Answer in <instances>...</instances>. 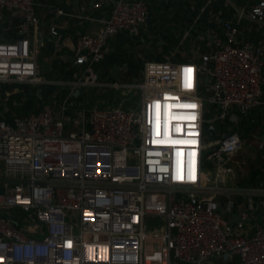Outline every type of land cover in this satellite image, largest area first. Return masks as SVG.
<instances>
[{
	"label": "built area",
	"instance_id": "built-area-1",
	"mask_svg": "<svg viewBox=\"0 0 264 264\" xmlns=\"http://www.w3.org/2000/svg\"><path fill=\"white\" fill-rule=\"evenodd\" d=\"M215 1L194 5L169 55L184 60L145 58L119 82L100 65L118 34L145 46L151 0H94L109 15L69 56L58 23L42 30L39 0H0V95L27 102L28 87L38 97L26 114L0 107V264H264L263 182L235 181L249 166L238 127L262 103L264 0H225L230 16ZM50 44L69 77L42 73ZM86 88L120 93L99 108L81 103ZM135 89L138 106L123 96Z\"/></svg>",
	"mask_w": 264,
	"mask_h": 264
},
{
	"label": "crops",
	"instance_id": "crops-1",
	"mask_svg": "<svg viewBox=\"0 0 264 264\" xmlns=\"http://www.w3.org/2000/svg\"><path fill=\"white\" fill-rule=\"evenodd\" d=\"M205 1L206 0H151L148 25L143 31L146 33L145 35L148 41H151L152 39L150 45H152L153 42L164 45L166 35L173 34L174 37L179 39V42L175 46H172L171 50L177 48L180 41L183 39L185 31L192 21L191 17L196 15L194 5L196 4L197 7H200ZM39 2L42 4L40 8V15L42 19L41 28H43V31L47 32L51 23H58L62 32L64 51L67 53V56L72 54V49L77 35L80 33L97 31L101 28V24L98 19L108 17L109 15L108 9H95L93 5H91V0H39ZM51 6L54 8H62L67 14L58 17L52 10H49ZM212 9L216 14L224 13L226 16H230L232 14L231 7L226 5L225 0H216L212 5ZM208 23V15L205 14L201 19V23L197 25V29L205 31V26H207ZM131 39L132 38L129 34L124 32L114 36L110 40V52L107 55V59L105 60L106 62H104L105 65H107V60H110L112 68L116 66L120 69L119 75H121L122 67H124V74L128 72L127 74L132 76V71L128 66V61L132 62L133 60L127 57V55H129L128 52L130 53L127 47L131 45ZM133 40L136 42L137 49L134 53L135 59L139 61V58H141L142 63L144 64V59L149 58V56L145 53V46L139 44L140 41L138 38ZM190 47L191 46L189 44H186L184 49L186 50ZM163 51L164 50H159L158 54L165 57L167 53H163ZM113 53H115L114 55L116 56H113ZM118 62L123 63V65H119ZM102 68L105 69V73L108 72V68L101 67V69ZM142 69L143 68H141V70ZM261 101V105H259L257 109L250 112L247 116L249 118L246 123L244 122L243 124L241 122L239 127H242V124L243 127L240 128L239 131L247 139V145L244 149L254 151V154L251 152L249 154L248 152H245L246 155H244V157L246 156L249 160V166L247 168L250 167L251 169H247L250 172L249 178L250 175L257 170L255 168H258L260 173L257 175L256 179H254L255 182L252 184H259L263 182L264 185V149H258L259 141L264 140V132L261 134L254 133L255 129L251 127V124H249L250 122L255 123L256 121H259V124H264V85ZM255 110H257V112H255ZM258 118H260V120ZM241 152L240 154H242ZM240 154L238 155L239 158ZM253 163H259L260 166L256 167Z\"/></svg>",
	"mask_w": 264,
	"mask_h": 264
},
{
	"label": "rangeland",
	"instance_id": "rangeland-1",
	"mask_svg": "<svg viewBox=\"0 0 264 264\" xmlns=\"http://www.w3.org/2000/svg\"><path fill=\"white\" fill-rule=\"evenodd\" d=\"M42 30H43V28H42ZM131 41H132L130 43L131 45H129L127 47L128 51H130V53L128 52V54L129 55L131 54V55L130 56L127 55V57L131 58L135 63L140 64L141 67L143 68L144 64L142 63V59L139 58V61H138L137 59H135V56H134V53L137 51L136 42H134L133 39H131ZM147 42H148V39H147V41L145 43V53H146V55H148L149 58H151V59L158 60V57L161 55V54H158V51L159 50H164L165 49L164 45L158 44L157 42H153L152 45H150L151 43L148 44ZM167 50H168L167 52L163 51V53H167L166 55L169 56L170 54H172V50H176V48L171 50V47H170ZM187 53L188 52H186L185 54H187ZM169 57H171L173 60H179V61L180 60H184V57L181 54H176L173 57L172 56H169ZM59 59H62L59 54H54L53 52H48V51L45 52L44 50L40 51V56H39L40 67H41L42 73L47 78H50L47 75L48 73H50V74L54 73V75H56L55 72H56L57 68L55 69V61H57ZM105 62H103L100 65V68L101 67L108 68V72L105 73L104 76H103V80L104 81H119V82L127 81V77H126V75L123 72L124 67L121 66L122 67L121 75L118 78H114L111 75L112 66L110 65V60H107V65H105ZM118 63H119V65H123V63H121V62H118ZM63 64H65V63L63 62ZM132 77H134V75H132ZM50 79H61V78H60V76H56V77L53 76ZM135 81H136V79H135ZM137 81H138V79H137ZM84 93L85 94L81 98V103L82 104L88 105V106L96 105L99 108H103V107H107V106H110L113 103H115V100L117 99L115 97V95L117 93H120V91L119 90L115 91V90H113L111 88H104V89H100V88H86L84 90ZM0 94H1V92H0ZM123 96L126 97V98L132 97L133 100L135 101V106H138V100H139V91H138V89H135V93H131V94L128 91H124ZM8 98L9 97L6 96V95L5 96L4 95H0V107H2L1 110H7V108H9V110H7V111H11V107H13V106H16V107L17 106H22V105L27 103V102L21 101L20 99H15L14 96L10 97L9 99ZM7 99H8V101H7ZM14 99H15V101H13ZM109 100L111 101L110 103H108ZM10 101L13 103L12 105H11ZM255 109H257V108H255ZM255 112H257V110H255ZM259 120H260V118H259ZM249 124H251V127H253L255 129L254 133L261 134L262 131L264 132V124L263 123L259 124V121H256L255 123H251L250 122ZM240 128H242V127H238V129H240ZM225 131H228V128L225 129ZM221 132L222 131L219 130L215 137L219 138ZM245 152L246 153L248 152V154L250 152L252 154H254V151H250L249 149H244L241 152L243 155L240 154V158L241 159L244 157V155H246ZM253 165L256 166V167L260 166L259 163H253ZM247 167L248 166H246L244 168L245 174L243 176L240 175L239 178H237V180H235V181L239 182V181H242V180H244V181L247 180V177H248L247 176V172H248L247 169H250V167L249 168H247Z\"/></svg>",
	"mask_w": 264,
	"mask_h": 264
},
{
	"label": "trees",
	"instance_id": "trees-1",
	"mask_svg": "<svg viewBox=\"0 0 264 264\" xmlns=\"http://www.w3.org/2000/svg\"><path fill=\"white\" fill-rule=\"evenodd\" d=\"M178 42H179V39L177 37H174L173 34L166 35L165 44H164V47H165L164 51L167 52L168 48H170L172 46H175ZM44 49L48 50V52H53L51 44L49 46H45ZM114 54L115 53H113L112 55L116 56ZM59 60L55 61V69L57 68V70L55 72L56 75H54V73H52V72H51L52 74H50V73L47 74L50 78L53 77V76L54 77L60 76V78L69 77V74L66 73V66L67 65L63 64V62H61V60L60 61ZM158 60H165V57L160 55L158 57ZM128 66L130 67V70L132 71V75H134L135 77L139 76L141 68H142L140 64H137L134 61H132V62L128 61ZM26 91H27V95H28L27 103L22 105V106H17V107L13 106V107H11V111L7 113L8 118L11 117L13 112H16V113H19V114H26L34 107L35 103L38 100V97L34 94V90L33 89H29L28 87H26ZM20 95H21V93H19L17 95H14V98L19 99ZM12 104L13 103L11 102V105ZM35 109H38V108H35ZM248 118L249 117H245L244 120L242 121V123L243 124H244V122L246 123ZM243 124H242V127H243ZM224 129H226V128L223 127V126H220V130H224ZM262 133H263V131H262ZM255 169H257V170L250 175V178L248 177L247 180H245V181L242 180L241 181L242 184H245V183L246 184L247 183L248 184H252V183L255 182L254 179H256L257 175L260 173L258 168H255Z\"/></svg>",
	"mask_w": 264,
	"mask_h": 264
},
{
	"label": "snow or ice",
	"instance_id": "snow-or-ice-1",
	"mask_svg": "<svg viewBox=\"0 0 264 264\" xmlns=\"http://www.w3.org/2000/svg\"><path fill=\"white\" fill-rule=\"evenodd\" d=\"M185 72L187 73V81H186V87L191 88L192 87V69L188 68L185 69ZM176 107H180V108H195L196 105L194 104H179L176 105ZM172 105H168V109L169 111L171 110ZM172 117L169 116V120H171ZM176 119H192L194 120L195 117L191 116V117H176ZM159 129H160V103L157 102L156 103V135L158 136L159 133ZM177 131H180V129L178 128ZM174 143H182L181 141H174ZM193 156H195V153H193ZM178 179H183L182 174H178L177 176ZM192 179H195V175L193 173ZM69 247H71V244L68 245Z\"/></svg>",
	"mask_w": 264,
	"mask_h": 264
},
{
	"label": "water",
	"instance_id": "water-1",
	"mask_svg": "<svg viewBox=\"0 0 264 264\" xmlns=\"http://www.w3.org/2000/svg\"><path fill=\"white\" fill-rule=\"evenodd\" d=\"M93 4H94V0H91V5H93ZM104 71H105V69L102 68V69H101V72H104ZM119 72H120V69H119L118 67L114 66V67L112 68V73H111V75H112L114 78H118V76H119ZM222 209L225 210V206H222ZM263 214H264V212H260V213H259V216H262Z\"/></svg>",
	"mask_w": 264,
	"mask_h": 264
},
{
	"label": "bare ground",
	"instance_id": "bare-ground-1",
	"mask_svg": "<svg viewBox=\"0 0 264 264\" xmlns=\"http://www.w3.org/2000/svg\"><path fill=\"white\" fill-rule=\"evenodd\" d=\"M224 178L226 179L223 180V183L227 182L229 177L226 175Z\"/></svg>",
	"mask_w": 264,
	"mask_h": 264
}]
</instances>
